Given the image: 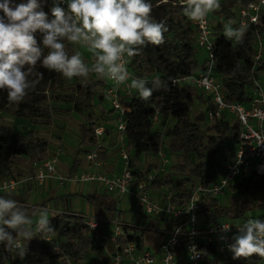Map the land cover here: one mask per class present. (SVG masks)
Segmentation results:
<instances>
[{
  "label": "trees",
  "instance_id": "16d2710c",
  "mask_svg": "<svg viewBox=\"0 0 264 264\" xmlns=\"http://www.w3.org/2000/svg\"><path fill=\"white\" fill-rule=\"evenodd\" d=\"M251 1L220 0V8L208 13L212 20H216V24L212 25L214 74L221 78L228 98L245 104L249 99L252 79L259 80L260 77L264 79V55L256 60L253 58L256 36L264 34V7L261 8L258 22L248 23L239 32L242 34L237 33L228 39L223 29L229 28L232 31L236 29L237 10ZM38 2L40 3L38 11H44L48 14V18L52 19L53 0H38ZM149 2L152 4V17L155 21L164 23L168 30L164 33V43L147 44L138 55L126 57L127 68L132 78L145 79V87L151 89L152 94L145 100L140 97L136 89L131 87L129 94L121 91V101L128 108L124 114V138L131 146L132 155L135 157L142 152L157 154L162 139H167L168 147L176 157V163L172 172L161 179L157 175L152 184L157 186L156 188L162 185L179 187L181 190L172 192V201L181 203L189 196L196 181L206 183L210 179L217 178L222 164L232 159V146L238 136L239 125L233 118L226 116L213 123L214 133L205 135L200 131L198 123L193 122L191 110L196 101L199 102L201 99L207 101L205 111L212 105L203 93L197 92L192 86L173 83L172 80L183 74L203 70L206 57L203 60L197 57L196 30L190 24L189 18L184 15V5L180 0H149ZM19 3H27V0H13V6ZM2 15L0 11V16ZM36 35L38 40H42L41 34ZM63 42L69 55L77 52L73 44ZM41 47L43 48L42 44ZM47 51V49L43 50L44 55H47ZM42 59L35 65L34 72L43 73V77L39 78V83L28 91L22 102L15 103L14 113L33 122L41 120L45 123L49 112L42 106L43 91L46 87L60 83L64 76L44 68ZM37 78L35 75L29 77L30 80ZM106 85V78H100L95 73L89 78L73 77L72 91L55 97L70 104L73 111L84 117L78 127L80 144L95 141L94 128L98 122L87 109L94 97L97 100L105 99ZM10 104L12 103L8 100L7 90L0 89V110ZM108 106L107 111L113 112L114 109L109 104ZM156 114L157 123L163 128L162 130L155 127ZM170 118L174 120V124L172 127H167L165 124ZM46 147V140L36 136L31 129L13 131L9 125H0V184L11 176L13 157L25 155L33 161L45 152ZM86 151L84 148L77 149L69 176L76 171L79 163L77 155ZM146 170H140L138 175L141 176ZM260 189H264V175H258L251 170L245 171L241 177L229 183L228 204L224 205L222 198L217 197L209 198L201 204L200 222L210 225L225 220L235 221L243 217L248 210L264 211V203L253 201L255 193ZM74 195L85 198L94 206L97 215H100L102 208L108 212L116 209V201L109 194L92 192ZM0 196L15 199L27 209L29 215L35 208L28 205L27 192L0 190ZM66 196L61 198L65 200ZM253 216L260 218L264 217V214L253 213ZM154 220L156 219L151 218L147 226L151 227ZM47 227L53 229V232L42 231V233L52 234L61 252L53 251L41 235L37 234L27 242L24 256H21L18 250L9 251L4 244H0V264H17L20 261H24L25 264H57L64 255L76 261H85L88 253L99 249L89 233L81 212L56 213L49 217ZM124 229L127 231L125 236L117 237L122 244L131 240H136L139 244L143 243L145 228L125 224ZM130 229L132 233L129 232ZM203 248L206 250V264H264V258L257 255L234 258L231 252L216 255L211 246L205 245Z\"/></svg>",
  "mask_w": 264,
  "mask_h": 264
},
{
  "label": "built area",
  "instance_id": "2783aa9c",
  "mask_svg": "<svg viewBox=\"0 0 264 264\" xmlns=\"http://www.w3.org/2000/svg\"><path fill=\"white\" fill-rule=\"evenodd\" d=\"M61 7L67 10V3L61 4ZM262 7H264V0H252L245 7L239 8L236 18L237 28L232 31L233 34H227L229 28L223 29L226 38H232L248 23H257ZM189 21L196 30V44L206 51V65L203 70L183 74L172 81L190 85L208 98L212 106L205 111L204 125L207 126L210 122L226 116L233 118L239 125L238 136L232 146L233 157L230 161L222 164L217 178L210 179L206 183L196 181L189 196L181 203L172 201V191L163 192L161 196L156 197L152 194V183L158 172L163 170V166L144 172L139 176L140 170L131 165L130 155L123 145H120L118 149L122 162L121 171L118 174L106 175L97 169L101 164L100 151L104 133L102 125L95 126L94 147L84 155L88 168L75 172L71 176L61 175L56 168L61 152L60 148H57L53 154L33 160L31 163L33 172L26 180H31L39 185L49 179H55L59 184L66 180L97 181L116 200H120L122 196H128L135 201L143 214L161 222V226H154V228H152L153 226L143 227L161 234V239L151 247L144 241L139 244L136 240L122 244L117 237L125 236L127 231L124 229L125 224L117 220L114 221L113 232L105 237L101 230L102 219L96 215L83 214L84 222L95 245L102 249L109 258L107 264H149V262L151 264H206V250L203 248L205 245L211 246L216 255L231 252L228 246L235 243L233 237L238 232L237 227L249 218H257L246 213L235 221L225 220L210 225L200 222L199 210L205 200L213 197L223 200L228 192L229 183L237 177H241L245 171L251 170L258 175H264V86L257 78H253L246 104L228 98L221 78L214 74L213 29L210 25L209 14L201 20L192 21L189 19ZM262 47H264L262 36L257 34L253 55L255 60L264 55ZM128 72L132 78L129 69ZM131 78L119 86L115 85L111 79L106 78L107 85L104 88V97L117 115L115 127L121 137L124 136L125 129L124 114L128 110L121 101V91L129 94ZM157 121L156 114L154 122ZM17 184L18 181L13 180L9 183L3 182L0 184V190H12ZM257 193L259 197L264 198V189L258 190ZM31 206L37 208V205ZM261 220L264 221V218ZM223 225H230V230L225 231ZM129 232L132 233V230L130 229ZM38 235H41L53 251L61 252V248L52 234L40 232ZM192 246H195L199 253L195 259L191 258L190 249ZM207 255L209 256V254ZM17 264L25 263L20 261ZM57 264L87 263L73 260L64 255L57 261Z\"/></svg>",
  "mask_w": 264,
  "mask_h": 264
},
{
  "label": "clouds",
  "instance_id": "9594fccd",
  "mask_svg": "<svg viewBox=\"0 0 264 264\" xmlns=\"http://www.w3.org/2000/svg\"><path fill=\"white\" fill-rule=\"evenodd\" d=\"M184 15L198 21L220 8V0H180ZM67 3V10L61 4ZM38 0H27L13 6V0L0 2V89L7 90L10 103H20L28 91L39 83L43 73L34 68L42 59V66L73 77H88L95 73L119 86L131 77L126 57H134L147 44L164 43L168 30L164 23L152 17L149 0H53L52 19L38 9ZM37 33L42 40L37 39ZM232 35L231 29L227 30ZM242 34V33H239ZM238 34V35H239ZM86 46L94 62L89 66L79 52L69 55L65 43ZM43 45V48L41 47ZM47 49V55L43 50ZM35 75L37 79L30 80ZM143 78H131L130 87L147 100L151 89ZM49 211L41 208L29 215L27 209L15 199L0 196V244L9 251L18 250L24 256L26 244L40 232H53L48 228ZM229 231L230 225L222 226ZM229 245L234 258L257 255L264 258V221L249 218L237 227ZM11 230V231H9ZM15 233V235H13ZM193 259L199 253L190 249ZM151 264V262H149Z\"/></svg>",
  "mask_w": 264,
  "mask_h": 264
},
{
  "label": "rangeland",
  "instance_id": "374dc122",
  "mask_svg": "<svg viewBox=\"0 0 264 264\" xmlns=\"http://www.w3.org/2000/svg\"><path fill=\"white\" fill-rule=\"evenodd\" d=\"M209 19L211 26L216 24V20H212L210 16ZM227 24L228 23H226V25ZM227 27H229V24L227 25ZM261 36L262 42H264V34H262ZM73 45L76 51L80 53L84 62L91 66V64L94 62V58L91 52H89V49L85 46L76 44ZM197 48V57L199 60H203L206 57V51L201 47ZM262 51H264V47H262ZM92 74L93 73H90L86 78L91 77ZM259 82L262 84V86H264V79H262V77H260ZM71 91L72 79L69 80L65 77L60 83L52 87L45 88V90L43 91L44 100L42 102V106L45 107L49 112V117L45 120V123L41 122V120H38V122H33L28 118L16 116L14 113L16 108L15 103H12L0 110V125H9L11 126L13 131H25L31 129L36 136H39L46 140L47 147L45 152L41 156H37L33 160L41 159L43 156H46L48 154L51 155L57 148H60L61 152L58 157L56 168L57 171L63 176H68L75 151L78 148L85 147L84 144H80L78 133L79 124L83 121L84 117L73 111L70 104H67L58 98H55L56 96L67 94ZM196 91L198 92V90ZM102 102L103 99L97 100V98L94 97L87 111L98 123L109 121L114 124V126H116L117 115L115 111H113V116H111L112 111H106ZM206 106L207 101H205V99H201L199 100V102L196 101L191 110V118L193 122L198 123L200 131L203 134L208 135L214 133L212 125L215 121L210 122L207 126L204 125ZM155 124L156 128H160L161 130L163 129L158 125L157 122ZM173 124L174 120L170 118L165 125L167 127H172ZM62 152L64 154H61ZM143 160V167L144 169H147L145 172L155 170L159 166H163V170L158 172L157 177H159V179H161L164 175L172 172L173 165L176 163V157L170 151L166 138L162 139L160 153H157L155 155L146 153ZM31 163L32 161L29 160V158L25 155L13 157L11 162V176L9 178H6L3 182L9 183L11 180L18 181V184L12 189V191L20 193L27 192L28 201H33L38 206L42 205L44 201L45 203L50 202V207L62 205L63 207H66L65 200H63L61 196L67 195V198H71L72 196H68L69 194H67L68 190L72 188L78 191L80 187H86L87 184L91 183H95L96 187L98 188V193L106 192L102 186H99L100 183L97 181H74L72 183L69 180H66L62 184H58L55 181L56 184H54L52 188H50L49 190L47 189V191L42 194V192L38 188L39 184L26 180L27 177L33 172ZM3 182L1 184H3ZM156 187L157 186H154L155 189L152 190V194L156 197L161 196L162 193L166 191L175 192L177 190H181L175 185H162L161 188ZM110 196L113 198L112 195ZM229 201L230 196L229 193H227L222 202L224 205H226L229 203ZM253 201L261 204L264 203V198H262L261 196L259 197L258 193L256 192L253 197ZM117 203L118 207H116L114 211L108 212L106 209L102 208L100 210V214L102 213L104 216H109L111 218L116 217L119 222L132 226L146 227L150 222L151 217L143 214L137 207L135 201H133L128 196H122L121 200ZM40 209L41 208H34V210L37 212L40 211ZM48 211L49 216L55 214L51 210ZM261 212L262 214H264V211H262L261 209H255L252 211L248 210L246 213L253 215V213L260 214ZM262 218L264 217H260L259 219L261 220ZM151 225L153 226L152 228H154L155 224L153 225L152 223ZM160 239L161 234H158L153 230L146 229L143 235L144 243L151 247H153Z\"/></svg>",
  "mask_w": 264,
  "mask_h": 264
},
{
  "label": "crops",
  "instance_id": "0c3cea01",
  "mask_svg": "<svg viewBox=\"0 0 264 264\" xmlns=\"http://www.w3.org/2000/svg\"><path fill=\"white\" fill-rule=\"evenodd\" d=\"M103 106L105 107V110L107 111L108 103L104 99L102 102ZM113 116V112L111 114ZM98 125H102L104 128V133L102 136V149L100 151V159H101V164L97 167L98 171L106 174V175H114L118 174L121 171L122 168V162L119 157V147L120 145H123V147L127 150V152L130 155L131 158V163L133 164V167L137 170H144L143 163H144V158L146 153L142 152L138 156H133L132 155V148L131 146L125 141L124 136L121 137L120 133L117 131L116 127L114 124H112L109 121L103 122V123H98ZM85 147H82L86 149L88 152L90 149L94 147V143H84ZM77 151V150H76ZM75 151V153H76ZM86 152H82L77 155V159H79V163L77 165L76 171H81L83 169L88 168L87 167V162L84 158V155ZM74 153V156H75ZM61 154H64L63 152ZM73 156V159H74ZM73 162V161H72ZM69 176V173H68ZM55 179H49L45 181L43 184H40L38 188L42 192L49 190L50 188L53 187L55 183ZM70 182H74L69 180ZM57 182V181H56ZM58 183V182H57ZM59 184V183H58ZM99 186H102L99 184ZM103 187V186H102ZM162 187V186H161ZM160 187V188H161ZM153 189L154 186H153ZM92 192H98V188L96 187L95 183L87 184L86 187H80L78 191L74 189L68 190L69 195H71V198L65 199V205L66 207L62 206H56V207H50V202H44L42 205L38 206L35 202L33 201H28V205H37V208H47L48 210H51L52 212L56 213H64V212H81L85 215H96L99 216L102 221H101V230H102V235L107 237L109 234H111L114 230V221L117 220V218H111L109 216H104L102 213L100 215L96 214V210L93 205H91L85 198L82 196H75L74 194H87V193H92ZM66 193V192H64ZM108 194L107 192H105ZM116 201V199H114ZM121 200V199H120ZM120 200L116 201V207H118V203ZM53 215L49 216L52 217ZM118 221V220H117ZM155 224L158 226H161V222H157L154 220L153 225ZM108 256L107 254L102 250L98 249L95 252H90L87 254L85 262L87 264H107L108 263Z\"/></svg>",
  "mask_w": 264,
  "mask_h": 264
}]
</instances>
